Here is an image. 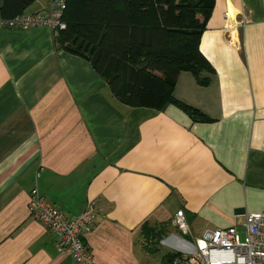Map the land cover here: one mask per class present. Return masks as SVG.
I'll return each mask as SVG.
<instances>
[{"label":"crops","instance_id":"obj_1","mask_svg":"<svg viewBox=\"0 0 264 264\" xmlns=\"http://www.w3.org/2000/svg\"><path fill=\"white\" fill-rule=\"evenodd\" d=\"M49 10L37 0L25 13ZM200 50L210 84L183 72L173 96L211 122L122 104L49 27L0 29V264H77L31 215L33 189L71 219L93 208V264H168L193 250L179 210L194 238L244 231L264 212V0H216Z\"/></svg>","mask_w":264,"mask_h":264},{"label":"trees","instance_id":"obj_2","mask_svg":"<svg viewBox=\"0 0 264 264\" xmlns=\"http://www.w3.org/2000/svg\"><path fill=\"white\" fill-rule=\"evenodd\" d=\"M36 1L1 0L0 19L26 14ZM215 4L216 0H67L63 17L67 28L54 32V42L57 49L89 61L122 104L154 110L172 104L194 121L211 122L173 92L183 72L191 73L202 86L209 85L215 74L200 50ZM35 190L44 197L38 189L31 195ZM90 232L82 238L92 255L86 242ZM144 233L148 238L155 235L148 226ZM178 257L169 255L165 260L175 264Z\"/></svg>","mask_w":264,"mask_h":264},{"label":"built area","instance_id":"obj_3","mask_svg":"<svg viewBox=\"0 0 264 264\" xmlns=\"http://www.w3.org/2000/svg\"><path fill=\"white\" fill-rule=\"evenodd\" d=\"M50 1L47 14H22L11 19H0V28L28 30L49 27L53 32L65 30L67 24L63 17L67 0ZM29 210L36 220L50 228L60 255L71 256L77 264L94 263L82 238L91 231L95 219L93 208L69 219L35 190L30 198ZM174 224L183 237L194 238L183 210L176 213ZM243 227L244 240L236 226L207 230L194 238V243L185 239L193 250L179 251L181 255L176 264H264V212L247 214Z\"/></svg>","mask_w":264,"mask_h":264},{"label":"rangeland","instance_id":"obj_4","mask_svg":"<svg viewBox=\"0 0 264 264\" xmlns=\"http://www.w3.org/2000/svg\"><path fill=\"white\" fill-rule=\"evenodd\" d=\"M68 216L70 215V214H67ZM69 219H71L70 217H69ZM239 232H240V236H241V239L242 240H244V238H245V234H244V231L242 230V229H240V230H238ZM189 239V238H188ZM187 239V240H188Z\"/></svg>","mask_w":264,"mask_h":264}]
</instances>
